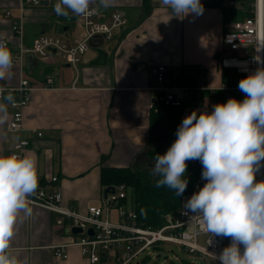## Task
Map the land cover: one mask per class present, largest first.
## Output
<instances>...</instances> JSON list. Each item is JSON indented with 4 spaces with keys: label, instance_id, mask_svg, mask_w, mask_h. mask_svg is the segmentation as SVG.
I'll use <instances>...</instances> for the list:
<instances>
[{
    "label": "crops",
    "instance_id": "crops-1",
    "mask_svg": "<svg viewBox=\"0 0 264 264\" xmlns=\"http://www.w3.org/2000/svg\"><path fill=\"white\" fill-rule=\"evenodd\" d=\"M21 1L0 0V41L9 43L12 59L19 54L20 45L31 49L44 37L59 38L68 46L84 37V27L76 15L55 13L59 0H41L45 3L40 6L23 8ZM200 2L201 14L176 16L161 0H112L106 8L93 0L90 6L97 10L98 22H109L113 13L122 12L128 25L115 30L111 39L92 41L77 76L69 69L73 66L65 61L61 65L52 52L47 59L27 54L22 71L11 68L0 80V87L14 86L23 76L36 89L23 111L26 131L22 135L8 130L14 109L8 99H0L8 114L0 123V155L11 154L20 137L28 138L31 143L23 155L36 156L39 178L46 180L48 190L61 189L64 207L80 214H86L90 207L106 210L101 169L130 167L149 148L154 96L150 89L156 85L155 69L164 66L168 73L176 74L198 68L206 71L207 84L215 92L199 94L190 105L185 104L182 114L211 112L213 105L223 103L216 97L223 83L218 63L223 56L232 55L225 49L223 36L229 25L253 16L257 0ZM20 18L22 36L12 32V22ZM97 49L108 54L104 66L91 65L98 57ZM48 78H53V84L46 88ZM53 177L59 179L55 185L50 184ZM29 207L32 214H21L22 222L17 224L9 249L17 264H90L77 245L68 247L67 258L56 257L55 246L71 243L81 234L71 233L68 221L59 224V214ZM111 212L106 211L105 219L110 221ZM119 221L118 214L110 222ZM97 253L101 258L98 264H108L106 257L111 253L103 254L99 249Z\"/></svg>",
    "mask_w": 264,
    "mask_h": 264
},
{
    "label": "clouds",
    "instance_id": "clouds-1",
    "mask_svg": "<svg viewBox=\"0 0 264 264\" xmlns=\"http://www.w3.org/2000/svg\"><path fill=\"white\" fill-rule=\"evenodd\" d=\"M93 0H59L58 16L86 15ZM109 7L112 0H99ZM176 16L201 14L200 0H161ZM13 66L12 53L0 41V80ZM245 94L240 101L229 98L212 111H192L179 125L176 139L166 153L155 158L156 186H167L183 195L188 180L187 162L202 164V179L207 182L185 203V214L199 217V225L212 236L230 238L215 259L220 264H264V180L256 174L264 165V67L243 77L238 84ZM0 105V123L7 120ZM35 155H0V264H17L9 252L17 224L31 216L29 197L38 188ZM241 246L243 251L241 252Z\"/></svg>",
    "mask_w": 264,
    "mask_h": 264
},
{
    "label": "built area",
    "instance_id": "built-area-1",
    "mask_svg": "<svg viewBox=\"0 0 264 264\" xmlns=\"http://www.w3.org/2000/svg\"><path fill=\"white\" fill-rule=\"evenodd\" d=\"M24 5L40 6L42 1L22 0L21 7L23 8ZM10 16L11 12L7 11L6 17L10 18ZM76 17L84 27L85 35L76 40L73 46H68L55 37H44L38 40L31 49L20 45L19 54L12 59V67H18L22 71L25 55L35 54L42 59H47L51 50L54 49L56 56L61 57L67 64L77 69V66L84 61L92 41L97 38L111 39L115 30L128 25V20L122 12L113 13L109 22H98V12L91 6H89L88 14ZM22 19L12 22V32L20 36L23 35ZM2 42L8 47L7 41L2 40ZM223 42L228 46L232 55L223 56L218 64L221 70L230 72L232 78L223 82L217 90L226 93L232 92L245 98V94L238 88L239 81L255 72L258 67H264V0H257L253 16L234 22L227 27ZM198 71L196 86L189 87L179 85L178 82L175 83L169 77L168 70L164 66L155 69L153 74L156 78V85L150 89L154 91L150 108L155 109L157 102H161L165 106L182 107L189 101L198 98L203 91H215L207 84L206 71L203 68H198ZM51 84H53V78H48L45 87L49 88ZM35 89L32 83L23 76L14 86L0 87V99H8L14 109L12 119L8 123L10 132L22 135L26 131L23 111L31 103ZM155 111L157 110L155 109ZM187 115L189 114H182L180 124ZM39 136H41L40 133ZM30 143L28 138L20 137L14 143L11 154L23 155ZM187 168L191 169L195 176L194 194L207 181L202 179L203 167L200 161H188ZM256 180H264V165L256 174ZM58 182L57 177L50 180V184L53 185ZM47 184L42 183L39 178L37 190L29 197V206L59 214L61 218L58 223L64 225V222L68 221L69 231L73 227L83 229V233L75 237L73 242L60 244L53 248L55 256L58 258H67L68 247L77 245L81 248L82 254L87 256L90 264L99 263L101 258L97 253L98 249L103 254L111 253L109 258L106 257L108 264H131L149 248L168 243L177 245L190 255L206 256L211 258L215 264H220V261L214 256H218L223 248L231 243L229 238L212 236L211 233L203 231L199 225V217L193 216L194 214L190 212L186 215L185 207L179 210L176 215L166 218L165 224L160 228L144 226L139 222L135 207L129 208L121 203L128 197L124 185L114 187V192L105 194L103 201L106 210L100 207H90L86 214H80L63 206L61 189L48 190ZM112 208L118 210L120 218L118 223H112L105 219L106 211ZM89 229H93V236L88 234ZM200 238H203V243H200ZM242 251L243 246H241Z\"/></svg>",
    "mask_w": 264,
    "mask_h": 264
},
{
    "label": "trees",
    "instance_id": "trees-1",
    "mask_svg": "<svg viewBox=\"0 0 264 264\" xmlns=\"http://www.w3.org/2000/svg\"><path fill=\"white\" fill-rule=\"evenodd\" d=\"M170 74L173 76L171 77ZM198 69L191 73H168L169 77L179 85L189 87L196 86L198 80ZM232 78V74L228 71H223V82ZM215 92V91H214ZM204 96H210L213 92L203 91ZM217 91V99H222L226 103L229 98H236L242 101L244 98L237 96L235 93ZM225 96L227 98H225ZM197 99V98H195ZM194 100V99H193ZM190 105V102L186 104ZM182 107L165 106L161 102L155 104V109L150 111V133H149V148L143 154L142 158L137 160L133 167H103L101 169L100 182L101 186L114 188L124 185L127 189L128 197L121 201L127 205L132 203L138 214L139 222L144 226L152 228H160L165 224L166 218L176 215L179 210L184 208L186 201L193 195L195 176L191 169L187 168L185 178L188 180V185L183 195H176L173 189L167 186L157 187L156 182L160 179L159 175H153L155 158L158 154H164L176 139V132L180 125L181 116L184 110ZM146 162V165H144ZM42 183L46 180L40 179Z\"/></svg>",
    "mask_w": 264,
    "mask_h": 264
},
{
    "label": "rangeland",
    "instance_id": "rangeland-1",
    "mask_svg": "<svg viewBox=\"0 0 264 264\" xmlns=\"http://www.w3.org/2000/svg\"><path fill=\"white\" fill-rule=\"evenodd\" d=\"M107 45V43H106ZM225 49L228 50V46L225 45ZM91 50V49H90ZM57 57V60L61 65H65L64 59L61 57ZM80 66H77L78 70L75 71L74 68H69L74 72V76L78 75V71H80ZM136 163V161H135ZM132 164L133 167L138 164ZM131 165V166H132ZM139 164L138 166H140ZM146 165V162L145 164ZM128 207H131L129 202ZM110 221H114L116 215H118L117 208L110 209ZM107 218V216H106ZM200 243H203V238H200ZM215 264L214 261L206 256H202L199 254L190 255L185 250H181L177 245L162 243L155 247H151L146 250L143 254H141L134 262L131 264Z\"/></svg>",
    "mask_w": 264,
    "mask_h": 264
},
{
    "label": "water",
    "instance_id": "water-1",
    "mask_svg": "<svg viewBox=\"0 0 264 264\" xmlns=\"http://www.w3.org/2000/svg\"><path fill=\"white\" fill-rule=\"evenodd\" d=\"M42 3L44 4L45 2H42ZM51 52H52V54H55L56 51L54 49H52ZM97 53H98V57L96 60H94L92 62L91 65H93V66H104L107 63L108 54L102 49H97ZM109 192H114V188H107L105 190V194H107ZM71 233H73L74 235H79V234L83 233V229L81 227H73L71 229ZM88 234L90 236H93L94 235L93 229H89ZM228 240L231 241L230 238Z\"/></svg>",
    "mask_w": 264,
    "mask_h": 264
}]
</instances>
